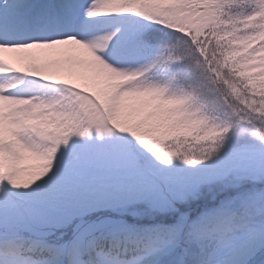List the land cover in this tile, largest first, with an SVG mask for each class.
Instances as JSON below:
<instances>
[{"label": "snow or ice", "instance_id": "snow-or-ice-1", "mask_svg": "<svg viewBox=\"0 0 264 264\" xmlns=\"http://www.w3.org/2000/svg\"><path fill=\"white\" fill-rule=\"evenodd\" d=\"M47 7L0 10V264H106L103 210L170 217L126 264H264V0Z\"/></svg>", "mask_w": 264, "mask_h": 264}, {"label": "trees", "instance_id": "trees-1", "mask_svg": "<svg viewBox=\"0 0 264 264\" xmlns=\"http://www.w3.org/2000/svg\"><path fill=\"white\" fill-rule=\"evenodd\" d=\"M133 144H135V141H133ZM137 148H139L138 145ZM251 187L252 185L250 184L246 185L245 190L250 189ZM257 187H261V185H257ZM167 195L175 196L178 194L169 192ZM213 206H216V203L209 200L207 202V207ZM260 207L261 205L258 204L252 209L255 214L254 221L257 225L264 223V216L259 215L258 212ZM197 208L199 211L204 210L199 203H197ZM92 218L97 221L106 220L114 222L105 225L97 233L99 246L96 247L94 251L96 254L100 255L101 260L112 259L113 254H115V257L121 261V264H126V261L133 259V257L129 254L131 250L137 247L143 249L148 244L146 237L138 234V231L135 230L147 229L157 224L167 223L168 219H170V217L166 218L163 214L136 217L131 215H121L109 210L94 213ZM120 221H123L124 224L128 225L134 231H129L123 228V226L119 223ZM144 259L148 261V264H151L153 254L145 251Z\"/></svg>", "mask_w": 264, "mask_h": 264}, {"label": "rangeland", "instance_id": "rangeland-1", "mask_svg": "<svg viewBox=\"0 0 264 264\" xmlns=\"http://www.w3.org/2000/svg\"><path fill=\"white\" fill-rule=\"evenodd\" d=\"M13 2H15V0H0V10L7 11L9 8V5ZM20 2L30 6V8L38 14V17L43 24H48L54 27L57 24L63 22L62 19L57 15V13L53 11H49L47 6L59 5V4L64 3L65 0H20ZM61 70L62 69H54V72H59ZM33 83L34 82L31 80L26 81L21 91H28L29 89H32ZM41 94L46 95V96H52L55 93L50 88H46V89L41 90ZM78 144L79 142L77 141L76 138H74L68 146V149L72 150L74 158L78 156V153L76 151ZM68 149H63V148L61 149V157H63V155L66 154ZM192 182H193L192 177L187 176L183 172H177L175 174L174 181H173L175 189L171 192L179 194L181 189H183L184 187H186ZM208 208L211 209L213 207H208ZM103 211H108V210H103ZM112 259H106V260L103 259L102 261H105L106 264H111ZM165 260H166V257L161 258L162 264Z\"/></svg>", "mask_w": 264, "mask_h": 264}]
</instances>
